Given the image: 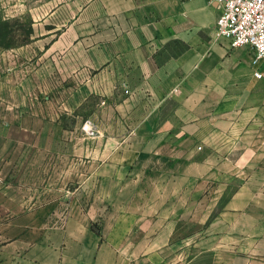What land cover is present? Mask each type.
I'll return each instance as SVG.
<instances>
[{"label":"crops","instance_id":"crops-1","mask_svg":"<svg viewBox=\"0 0 264 264\" xmlns=\"http://www.w3.org/2000/svg\"><path fill=\"white\" fill-rule=\"evenodd\" d=\"M217 15L208 0H92L62 28L63 60L85 55L69 100L95 92L101 108L52 172L70 212L47 225L42 198L0 213V264H264V63L215 35Z\"/></svg>","mask_w":264,"mask_h":264},{"label":"rangeland","instance_id":"rangeland-1","mask_svg":"<svg viewBox=\"0 0 264 264\" xmlns=\"http://www.w3.org/2000/svg\"><path fill=\"white\" fill-rule=\"evenodd\" d=\"M91 3L0 0L1 214L22 208L36 212L38 200L45 198L46 224L53 225L72 208L68 200L71 192L54 188L52 172L63 157L82 146V134L93 132L86 126V118L91 117L93 108H101L102 97L92 92L83 99V92L78 102H70L66 70L77 64L81 68L85 55L80 50L82 62L64 61L61 55L66 45L59 37L69 20ZM101 58L99 54L88 74L104 68ZM77 81H82V75ZM96 116V120L105 119L101 111ZM11 198L26 202L23 207H13L6 204ZM4 225L0 222V228ZM6 239L5 231L0 232V245Z\"/></svg>","mask_w":264,"mask_h":264},{"label":"built area","instance_id":"built-area-1","mask_svg":"<svg viewBox=\"0 0 264 264\" xmlns=\"http://www.w3.org/2000/svg\"><path fill=\"white\" fill-rule=\"evenodd\" d=\"M218 9L215 35L227 38L232 47L250 46L252 63H264V0H208ZM264 76V66L254 71Z\"/></svg>","mask_w":264,"mask_h":264}]
</instances>
